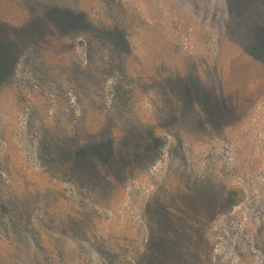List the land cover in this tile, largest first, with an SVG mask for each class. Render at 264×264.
Wrapping results in <instances>:
<instances>
[{"label":"rangeland","instance_id":"rangeland-1","mask_svg":"<svg viewBox=\"0 0 264 264\" xmlns=\"http://www.w3.org/2000/svg\"><path fill=\"white\" fill-rule=\"evenodd\" d=\"M0 41V264H264V0H0Z\"/></svg>","mask_w":264,"mask_h":264},{"label":"trees","instance_id":"trees-1","mask_svg":"<svg viewBox=\"0 0 264 264\" xmlns=\"http://www.w3.org/2000/svg\"><path fill=\"white\" fill-rule=\"evenodd\" d=\"M251 41H253V43H254L256 41V37H255V39H252ZM0 43H7V42H1L0 41ZM185 88H188V87L183 85V88H181V86H179V89L188 91ZM104 144L105 143L103 142V140L99 139L95 142L87 141L85 144H82V146H79V147H75L74 145H70V146L66 147V150L63 149V150H60L59 152H57V155L54 158V160L55 161L56 160H58V161L62 160V162H64V163L69 162L72 167H73V164L74 165L76 164L78 166H82L85 169L91 163L96 162V160H95L96 155H98V158L100 160H102L104 163L109 162V161L113 162L112 160H114L113 158L115 157V155L113 154V156H111L108 149H105L103 147ZM92 153H95V154H92ZM167 221H169L171 223V222H176L177 220L175 221V219H172V220L166 219V222ZM163 243H164L165 248L162 247L164 250L160 251V253L164 254L168 263L180 264V261L176 260L177 259L176 255H175L176 250H175L173 242L171 240L167 239V241L163 242Z\"/></svg>","mask_w":264,"mask_h":264}]
</instances>
